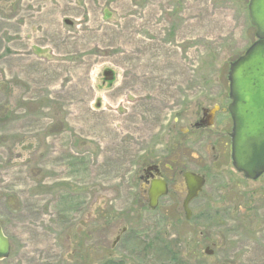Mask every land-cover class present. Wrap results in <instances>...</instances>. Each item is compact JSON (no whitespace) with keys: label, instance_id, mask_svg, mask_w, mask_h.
I'll return each instance as SVG.
<instances>
[{"label":"rangeland","instance_id":"1","mask_svg":"<svg viewBox=\"0 0 264 264\" xmlns=\"http://www.w3.org/2000/svg\"><path fill=\"white\" fill-rule=\"evenodd\" d=\"M248 2L0 0V264H264V175L230 155L189 219L133 202L142 151L228 93Z\"/></svg>","mask_w":264,"mask_h":264},{"label":"flooded vegetation","instance_id":"2","mask_svg":"<svg viewBox=\"0 0 264 264\" xmlns=\"http://www.w3.org/2000/svg\"><path fill=\"white\" fill-rule=\"evenodd\" d=\"M229 102L226 93L222 99L217 98L212 103L198 105L190 117H174L165 131L167 140L164 149L158 153L142 151L143 155L139 157L135 174L137 188L133 201L138 207V210L136 209L138 212H158L160 208L175 206L185 218L183 204L188 196V186L184 174L190 172L203 177L204 180L201 190L187 204L190 211L189 218L191 217L190 206L200 198L209 181L210 174L204 169L207 161L219 165L230 155L232 118L228 111ZM191 161L193 166L189 165ZM155 183L163 184L165 193L156 194L155 206L150 208L151 191L158 193L157 188L152 190V185ZM165 217L160 216V219ZM124 230L125 227L115 236L111 247L115 245Z\"/></svg>","mask_w":264,"mask_h":264},{"label":"water","instance_id":"3","mask_svg":"<svg viewBox=\"0 0 264 264\" xmlns=\"http://www.w3.org/2000/svg\"><path fill=\"white\" fill-rule=\"evenodd\" d=\"M250 24L255 30L256 40L243 54L229 64L227 74L230 103L228 110L232 118L231 162L244 178L255 180L264 173V0H249L247 5ZM66 24L71 21L65 19ZM102 77L112 81L114 73L104 69ZM98 105V104H97ZM188 196L183 204L185 217L189 218L187 204L196 197L203 186V177L185 172ZM151 191L150 208H154L156 194H164L163 184L155 183ZM153 193V194H152ZM10 243L0 227V259L8 256ZM206 254L212 251L205 249Z\"/></svg>","mask_w":264,"mask_h":264},{"label":"trees","instance_id":"4","mask_svg":"<svg viewBox=\"0 0 264 264\" xmlns=\"http://www.w3.org/2000/svg\"><path fill=\"white\" fill-rule=\"evenodd\" d=\"M102 264H120V262L113 263V261H105ZM174 264H182V263L175 262Z\"/></svg>","mask_w":264,"mask_h":264}]
</instances>
